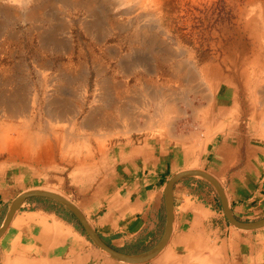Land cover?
Segmentation results:
<instances>
[{
	"label": "rangeland",
	"instance_id": "1",
	"mask_svg": "<svg viewBox=\"0 0 264 264\" xmlns=\"http://www.w3.org/2000/svg\"><path fill=\"white\" fill-rule=\"evenodd\" d=\"M263 27L264 0H0V224L31 189L83 213L116 148L199 138L222 107L264 131Z\"/></svg>",
	"mask_w": 264,
	"mask_h": 264
},
{
	"label": "crops",
	"instance_id": "2",
	"mask_svg": "<svg viewBox=\"0 0 264 264\" xmlns=\"http://www.w3.org/2000/svg\"><path fill=\"white\" fill-rule=\"evenodd\" d=\"M223 109L215 111L199 138L186 135L184 142H172L154 137L115 149L116 160L83 210L107 245L125 255L154 248L167 225L166 185L185 170H201L215 179L237 222L264 219V131L235 125ZM170 197V234L156 256L141 264H264V226L233 225L212 182L184 176L172 185ZM7 198L0 174V214ZM29 203L32 209L17 210L0 238V264H127L92 244L68 210Z\"/></svg>",
	"mask_w": 264,
	"mask_h": 264
},
{
	"label": "water",
	"instance_id": "3",
	"mask_svg": "<svg viewBox=\"0 0 264 264\" xmlns=\"http://www.w3.org/2000/svg\"><path fill=\"white\" fill-rule=\"evenodd\" d=\"M190 175L203 177L215 185V187L217 188V190L220 193L221 198L224 202L226 216L228 217V219L231 221V223L233 225H235L238 228H242V229H254V228H259V227L264 226V219H262L261 221H258V222L248 223V224L237 222L232 217L229 210L227 209L222 189L219 186V184L216 182V180L213 179L209 174H207L206 172H203L201 170H185V171H181V172L173 175L166 185L165 197H166L167 212H168L166 230H165V233H164L161 241L154 248H152L151 250L146 251L144 253L137 254V255H125V254L113 249L112 247L107 245L98 236V234L94 231V229L88 223V221L85 218V216L83 215V213L79 210V208L74 203H72L69 199H67L63 195L56 193L54 191L46 190V189L27 190V191L20 193L19 195H17L12 200V202H11L10 206L8 207V210L5 214V217H4V219L0 225V238L2 237V235L4 234L6 229L8 228L14 214L16 213V211L20 208V206L27 199L44 198V199H49V200H52L54 202H57L60 205L64 206L66 209H68L78 219V221L82 225V227H83L84 231L86 232L87 236L89 237V239L96 246H98L100 249L105 251L112 259L117 260V261H121V262H124L127 264H141V263L147 262L150 259H152L162 249L166 239L168 238V236L170 234L171 223H172L171 197H170L172 185L177 180H179L180 178H182L184 176H190Z\"/></svg>",
	"mask_w": 264,
	"mask_h": 264
},
{
	"label": "bare ground",
	"instance_id": "4",
	"mask_svg": "<svg viewBox=\"0 0 264 264\" xmlns=\"http://www.w3.org/2000/svg\"><path fill=\"white\" fill-rule=\"evenodd\" d=\"M144 1V0H143ZM255 4V3H254ZM248 15H249V13H248ZM254 17V16H253ZM256 18V17H255ZM257 20V19H256ZM261 20H262V17H261ZM260 23V22H259ZM255 28H256V26H255ZM264 28V27H263ZM256 32V31H255ZM263 33V32H262ZM256 34V33H255ZM261 35V34H260ZM256 38H258V36L256 37ZM263 47H264V44H263ZM253 59V58H252ZM95 120V119H94ZM91 122H92V120H91ZM96 125V124H95ZM94 126V125H93ZM132 129V128H131ZM134 130H140V129H142V127L141 128H138V127H135V128H133ZM47 146V145H46ZM41 150H43V149H41ZM41 154V153H40Z\"/></svg>",
	"mask_w": 264,
	"mask_h": 264
},
{
	"label": "trees",
	"instance_id": "5",
	"mask_svg": "<svg viewBox=\"0 0 264 264\" xmlns=\"http://www.w3.org/2000/svg\"><path fill=\"white\" fill-rule=\"evenodd\" d=\"M28 201H33V200H38V198H30V199H27ZM66 210V209H65ZM67 211V210H66ZM70 215H72V213L68 210L67 211Z\"/></svg>",
	"mask_w": 264,
	"mask_h": 264
}]
</instances>
